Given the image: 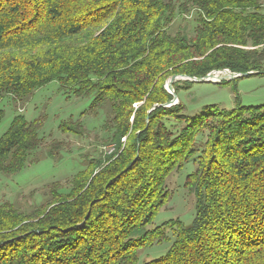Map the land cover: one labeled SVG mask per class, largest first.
I'll list each match as a JSON object with an SVG mask.
<instances>
[{
  "label": "trees",
  "instance_id": "1",
  "mask_svg": "<svg viewBox=\"0 0 264 264\" xmlns=\"http://www.w3.org/2000/svg\"><path fill=\"white\" fill-rule=\"evenodd\" d=\"M192 10L190 33L169 31ZM263 10L264 0H0V103L55 82L90 99L85 111L108 105L109 137L125 138L31 211L0 203V264H135L140 248L169 239L171 221L134 235L166 204L167 175L189 162L194 218L176 219L167 252L144 264H264V104L187 116L179 102L147 113L172 99L173 75H264ZM171 117L184 120L178 133ZM69 120L58 129L80 134L81 121ZM45 139L43 122L15 115L0 135V175L30 165Z\"/></svg>",
  "mask_w": 264,
  "mask_h": 264
},
{
  "label": "rangeland",
  "instance_id": "2",
  "mask_svg": "<svg viewBox=\"0 0 264 264\" xmlns=\"http://www.w3.org/2000/svg\"><path fill=\"white\" fill-rule=\"evenodd\" d=\"M195 17L194 10L186 14H177L170 24L169 31L175 32L181 29L190 33ZM249 72L254 74L231 80L225 79L220 83H193L188 88L185 87L184 80L176 81V85L179 84L175 87V81L172 82L177 104L181 102L184 105L181 114L194 116L203 112L206 106L231 110L237 105L264 104V75H261L260 71ZM175 88L179 90L176 92ZM89 103L90 99L76 98L68 92L61 91L55 82H50L24 99L5 97L1 101L3 117L0 122V135L9 127L15 115L22 114L26 120L38 119L43 122L46 139L31 157L34 161H31L30 165L13 175H0V203L8 201L21 211H31L35 206L49 199L50 189L54 185H58L59 190H69L71 179L77 171L85 168L86 165L104 164L107 157L119 151L125 138L114 142L109 137L111 125L109 106H103L95 112L85 111ZM164 104L153 105L147 113L156 107H163ZM133 106L137 108L138 105L135 103ZM66 120H69L68 125H75V121L80 120L81 133L61 132L58 126ZM207 122L212 126L215 120L209 119ZM166 125L174 133H178L184 126V120L180 117L178 120L171 117L166 121ZM202 140L203 138L197 140L198 149ZM53 143L59 146L53 151L54 153L50 152ZM194 170L195 165L189 162L179 170H173L165 178L164 187L170 193L166 204L158 210L152 222L139 229L134 237H140L145 231L163 222L171 221L170 225L163 227L169 239L140 248L135 264H144L167 252L172 241L171 225L176 219L185 225L192 222L195 213L194 196L186 189L185 180Z\"/></svg>",
  "mask_w": 264,
  "mask_h": 264
},
{
  "label": "water",
  "instance_id": "3",
  "mask_svg": "<svg viewBox=\"0 0 264 264\" xmlns=\"http://www.w3.org/2000/svg\"><path fill=\"white\" fill-rule=\"evenodd\" d=\"M251 74H254V72H246V73L240 74L237 72H232L228 69H223V70L211 71L205 76L200 77V78L191 77L187 75H173L169 77L166 82V88L168 92L173 95V99L170 102L164 104L163 107H169L174 104H177L178 102L177 96L175 95V91L172 87V82L174 81L184 80V81H189L192 83H220L222 80H225V79L231 80L234 78L243 77V76H247Z\"/></svg>",
  "mask_w": 264,
  "mask_h": 264
},
{
  "label": "built area",
  "instance_id": "4",
  "mask_svg": "<svg viewBox=\"0 0 264 264\" xmlns=\"http://www.w3.org/2000/svg\"><path fill=\"white\" fill-rule=\"evenodd\" d=\"M174 105H176V104H174Z\"/></svg>",
  "mask_w": 264,
  "mask_h": 264
}]
</instances>
